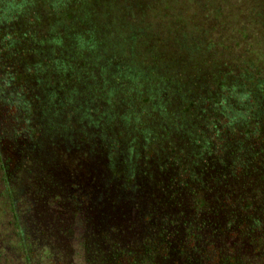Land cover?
<instances>
[{
	"label": "trees",
	"instance_id": "1",
	"mask_svg": "<svg viewBox=\"0 0 264 264\" xmlns=\"http://www.w3.org/2000/svg\"><path fill=\"white\" fill-rule=\"evenodd\" d=\"M54 2L58 13L48 19L26 11L16 39L27 56L30 42L41 50L26 60L51 85L48 105L75 90L69 109L79 121L81 95L97 88L101 99L89 104L98 120L114 124L118 141L135 139L142 175L121 171L129 167L117 142L109 177L132 192L128 211L138 222L123 238L110 217L92 216L94 197L79 191L68 204L54 196L55 215L35 213L22 181L0 164V264H252L225 237L252 238L255 226L264 235V0ZM78 76L97 85H77ZM246 97L250 109L237 116ZM62 143L55 137L49 146ZM25 155L21 178L44 156ZM97 182L100 191L108 179ZM35 188L45 195L44 184Z\"/></svg>",
	"mask_w": 264,
	"mask_h": 264
},
{
	"label": "flooded vegetation",
	"instance_id": "2",
	"mask_svg": "<svg viewBox=\"0 0 264 264\" xmlns=\"http://www.w3.org/2000/svg\"><path fill=\"white\" fill-rule=\"evenodd\" d=\"M29 9H32V11L34 9L36 13H40L37 12L39 9L35 7L31 0H0V164L7 166V170H12L14 178L19 177L23 164L27 162L28 157L25 153L28 152L31 154L30 156H33L35 149H40L42 155H44L41 157L44 159V164H48V161L52 160L53 157L60 160L68 157V159L76 161V165L81 167L82 171L80 173L85 175L90 172L91 168H96V164L101 162L100 158L102 157L105 173L110 178L111 172L115 170V163L120 160L114 152L116 149L115 144L118 142V144L125 145L123 156L126 158L129 167L127 170L123 167L121 171L130 169V173L127 172L128 175L133 174V170L135 171L134 175H140L143 170L137 168L140 167V164L134 160L139 153L137 150L140 149L134 147L135 139H127L125 137L127 135L123 134L122 141H118L115 137L117 128L113 126L114 124L108 125L105 121H99L95 111H92L93 106L89 104V101L96 104L92 99L94 97L98 100L101 99L100 96L92 94L98 91L97 88H93L91 91L84 90L87 94L84 95L83 93L81 95L82 102L86 101V105L82 102L77 104L79 121L71 112L72 110L69 109L75 98H79L75 90L72 89L67 96L59 97L54 104L48 105L46 95L51 89L49 81L43 80V75H35L33 69L29 66L31 65L29 60H23L18 52L19 44L16 38L19 37V28L24 25L22 22L23 16ZM31 45L30 42L28 48L31 53L28 57L33 61L36 54L40 55L41 50L35 53V51H32L33 47ZM48 50V48L45 49V51ZM95 56L94 53L92 62L96 67ZM26 66L30 67L29 75L25 74ZM33 66L35 65L33 64ZM89 67L88 65L89 79H92L91 73L93 70ZM31 73L33 74L31 75ZM120 77L123 78L124 75H120ZM77 79L80 80L77 85H81V83L87 85L85 78L78 76ZM88 83L90 86L92 84L97 85L96 80ZM44 84H46V87H43ZM242 92L243 90L239 91V97H242ZM110 95V92L108 94L103 93V97H106V103L110 102V98L108 99ZM250 100L251 97H246L245 100L238 101L240 107L237 116H240L243 110L250 109L247 105ZM122 102L123 99H118L115 106L121 104L124 106ZM102 103L105 104L103 101ZM77 107L73 106V109L77 110ZM112 132L115 134L113 135ZM126 132L124 130V133ZM55 137H59L61 142L63 140V146L51 149L49 143ZM143 140L144 138L141 137V141H137V145H142ZM14 154L16 155L14 156ZM150 169L151 166H149L148 172H150ZM158 172L164 174L163 171ZM37 173L39 176L42 175L40 170ZM98 174H100V171H98ZM124 177L128 178L125 175ZM113 178L115 177L111 176L110 181L114 183L116 181L112 180ZM144 178L146 177L144 176ZM90 211L92 216L96 215L95 211ZM256 222L260 223V220ZM254 229L258 232L255 235L257 236L255 242L251 241L255 236L251 238L252 234L249 235L248 233L245 234L243 239L234 237V241L230 239L233 237L231 234H227L228 236L225 237L231 245H233V242H237V247L240 249L239 253L242 255L241 258L244 262L251 261L252 264H255L264 256V235L261 234L258 226H255ZM259 237L263 239L258 241ZM239 242H242V244L239 245Z\"/></svg>",
	"mask_w": 264,
	"mask_h": 264
},
{
	"label": "rangeland",
	"instance_id": "3",
	"mask_svg": "<svg viewBox=\"0 0 264 264\" xmlns=\"http://www.w3.org/2000/svg\"><path fill=\"white\" fill-rule=\"evenodd\" d=\"M35 7L39 9L40 13H36L33 9V16H37V14L40 15V18L48 19L49 17H52L57 11V8L59 5L52 4L53 0H31ZM54 7V9H52ZM53 14V15H52ZM16 38L15 36H11ZM19 44V56L23 58V60L27 59L25 45L22 43L23 40L17 39L16 40ZM25 74H30V67L26 66L25 68ZM18 80V78H17ZM25 80V79H24ZM19 81V80H18ZM20 82V81H19ZM23 84V82H22ZM170 150V149H169ZM168 150V152H170ZM16 154H14L15 156ZM13 156V157H14ZM70 157V156H69ZM10 161V160H9ZM40 164L37 163L34 164V166H30L33 173L27 171L28 169L23 172L24 176L23 178L18 177L22 182L20 183L21 187H23V193L28 195L30 199L34 200V208L32 209L35 213H40V215L44 212L50 213L52 216L58 213L57 205L55 207L54 202L56 197H61L62 200L68 204L69 198L68 196L72 194L74 191L83 192L84 195H87L88 199H91V197H94V202L97 203V206H95L92 211H95V214H102L106 215L105 217H110L111 220L116 222V226L120 227L119 229H123L120 234L123 236V238H127V236H130L132 232L130 231V222L135 223L138 222L136 220V217L133 216L128 211L129 204L131 203V200L128 198L129 194L132 193L131 191H126L127 187L123 188L121 184H118L116 182L110 181V178L105 173V166L103 165V158H100V163L96 164V168H91L90 172L85 174H81L80 172L81 167H78L76 165V161L73 159H68V157L63 158L62 160L56 159L53 157L52 160L48 161V164H44V159H39ZM50 162V163H49ZM27 168V167H26ZM98 169V170H97ZM42 172V175L39 176L37 174L38 171ZM98 171H100V174H98ZM164 173V171L162 172ZM20 174V173H19ZM22 174V175H23ZM161 172H157L156 174L153 173V175L156 177H163ZM21 175V176H22ZM85 175V177H83ZM108 179L106 187H100V191L97 189L99 188L98 180H101L103 178ZM29 179V180H28ZM46 181H45V180ZM164 179V178H163ZM154 180H158L157 178ZM29 181V184H28ZM52 187L53 193L52 197H47L46 193L49 190L47 187ZM121 182V181H120ZM159 182V181H158ZM44 184L46 189L44 190L45 194L42 196L41 192L39 190H36V185ZM33 184V186H31ZM72 185L74 187H72ZM127 184H125L126 186ZM49 187V188H50ZM121 187V189H120ZM93 190V192H92ZM123 190V192L121 191ZM128 194H127V193ZM127 195V197H126ZM56 196V197H54ZM137 198V197H136ZM84 199V198H83ZM85 201L87 199H84ZM50 202L52 204H50ZM89 202V200H87ZM130 202V203H128ZM143 203V202H142ZM61 210V209H59ZM136 227L139 226L137 223L135 225ZM262 240V239H261ZM54 244L59 243L58 239H53ZM159 248H162L159 246ZM163 249H161L162 252ZM264 264V262H263Z\"/></svg>",
	"mask_w": 264,
	"mask_h": 264
}]
</instances>
